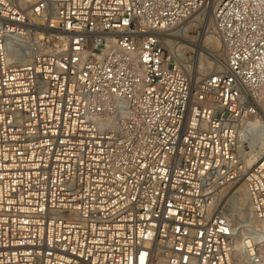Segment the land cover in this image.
I'll list each match as a JSON object with an SVG mask.
<instances>
[{
	"label": "built area",
	"instance_id": "1",
	"mask_svg": "<svg viewBox=\"0 0 264 264\" xmlns=\"http://www.w3.org/2000/svg\"><path fill=\"white\" fill-rule=\"evenodd\" d=\"M211 2L198 77L170 45L209 0H0V264H263L214 195L264 220V0Z\"/></svg>",
	"mask_w": 264,
	"mask_h": 264
},
{
	"label": "bare ground",
	"instance_id": "2",
	"mask_svg": "<svg viewBox=\"0 0 264 264\" xmlns=\"http://www.w3.org/2000/svg\"><path fill=\"white\" fill-rule=\"evenodd\" d=\"M211 8H212V2L211 0H209L208 5L203 8V10L205 11V12L203 11L204 14L202 12L201 14H199V16L193 15L192 19L189 20L183 26V29L180 31L181 38L177 42L170 45L175 57H177L178 54H181L182 51L186 49H190L197 54L201 52L213 58L215 63H211V61L207 62V60H205L207 57L204 59L208 63L206 67L199 65L198 62H197L198 63V67H197L195 65V61L193 62L192 72L196 73L198 77L204 75L214 65L216 66V64L223 58L220 40L215 34V31L213 29V24L211 21V16H210ZM192 27L200 28V34L197 37H191L190 35H188V28H192ZM259 104H260V114L257 117L253 118V120H251L249 124L254 128H258L259 132L257 136L254 137L256 139L252 141V143L248 146V148L243 149L242 151V153L244 154V162L246 164V167H250L253 164H255L257 160L261 157V155L264 154V94L260 99ZM243 136H244V130L241 129L240 137L243 138ZM230 184L232 185L233 183H228V184L226 183L216 188L214 198L217 204H218V200L223 195H225L224 193L227 191V188ZM233 201H235L236 204L241 207V209L239 208L241 211L233 213L234 209H227V213L230 216H234L235 218H237L238 216L239 219H244V220L250 219L253 222L252 223L253 227L258 231L255 235L248 237L250 238L249 241H247L245 238L242 237L236 238L235 240L236 249H237L236 255L240 256L242 260L244 254L248 251L247 244L252 246L254 245L253 242H255V245L257 244L258 253L262 256L263 264H264V257L262 255V250L264 247V220L259 221L252 219L253 215L250 210L247 192L243 184H241L234 192ZM243 211L244 213H242ZM241 214L245 215V217H243V215Z\"/></svg>",
	"mask_w": 264,
	"mask_h": 264
},
{
	"label": "rangeland",
	"instance_id": "3",
	"mask_svg": "<svg viewBox=\"0 0 264 264\" xmlns=\"http://www.w3.org/2000/svg\"><path fill=\"white\" fill-rule=\"evenodd\" d=\"M201 19V18H200ZM212 30V28H211ZM200 34V28H193L191 32L188 33V35H190L191 37H197L198 35ZM201 56V57H200ZM200 57V58H198ZM207 57V58H206ZM178 58L181 62V67L183 68V70L185 72H189V73H193L192 72V67H193V62L195 61V65L198 67V63L199 65H202L203 67H206L207 66V62H210L211 63H215V61L213 60V58H211L209 55L207 54H204V53H201L199 52L198 54L195 53L194 51L190 50V49H186L184 51L181 52V54H178ZM198 58V59H197ZM206 58V59H205ZM210 58V59H209ZM201 59V60H200ZM207 60V62L205 60ZM214 62H213V61ZM198 62V63H197ZM205 63V65H204ZM214 65V64H213ZM215 66V65H214ZM213 66V67H214ZM212 68V67H211ZM210 68V69H211ZM209 72V71H208ZM195 74V73H193ZM256 139V138H252V139H245L244 141L241 142L240 144V152L241 154L244 156V154L242 153L243 149H246L248 148V146L252 143V141ZM242 184V182H238L236 184H230L227 188V191L224 193L225 195H223L219 200H218V204H219V207H226L227 209H234L233 210V213H236V212H240L241 210V207L238 206L236 204L235 201H233V195H234V192L237 190V188ZM218 192V191H217ZM234 202V203H233ZM231 207V208H230ZM239 211H238V209ZM244 209V208H242ZM237 210V211H236ZM244 213V211L242 212ZM243 215V214H241ZM238 217V216H237ZM243 217H245V215H243ZM239 226H241L239 224ZM262 255L264 257V247H263V250H262Z\"/></svg>",
	"mask_w": 264,
	"mask_h": 264
}]
</instances>
